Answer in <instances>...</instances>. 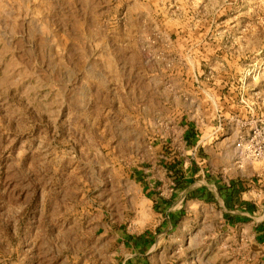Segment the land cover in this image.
<instances>
[{
    "label": "rangeland",
    "instance_id": "obj_1",
    "mask_svg": "<svg viewBox=\"0 0 264 264\" xmlns=\"http://www.w3.org/2000/svg\"><path fill=\"white\" fill-rule=\"evenodd\" d=\"M227 121L264 128V0H0V264H264L262 217L192 192L209 166L264 208L262 158L219 160ZM160 140L218 142L172 229Z\"/></svg>",
    "mask_w": 264,
    "mask_h": 264
},
{
    "label": "crops",
    "instance_id": "obj_2",
    "mask_svg": "<svg viewBox=\"0 0 264 264\" xmlns=\"http://www.w3.org/2000/svg\"><path fill=\"white\" fill-rule=\"evenodd\" d=\"M141 100V99H140ZM205 112V111H204ZM136 115V118L141 117L140 114H143V111L141 109V111H137V112H133ZM212 114V112H211ZM211 117H214V115H210ZM227 124V125H226ZM225 127H224V134L227 135L226 137H224L223 141L220 142V144H222V148L220 151V156L221 158H219V160L221 162H227L230 164V166H232L233 164V160L236 157V148H235V142L238 138V135L241 133L242 128L240 129L237 125H233V122H228L226 123ZM192 125V124H191ZM137 128H141V127H136ZM181 131L187 133L188 131V127L186 124H182L180 126ZM243 131V130H242ZM140 136V135H139ZM138 141H140V138L137 139ZM118 142L115 141V144H117ZM218 142L215 143V145H210L207 147H203V149L199 148L198 149V155L197 158L189 160L188 157H180V154L176 153L175 151L172 153V156H168L166 157L163 154V146L166 145V142H163L162 140L158 141L155 145H154V151L156 152H160L161 155H157L159 156L161 159V161L163 163H166V168H167V173L170 174L171 171L175 168H178L179 170H181L180 175H182L181 180H182V184L181 187L183 188H178L176 185L173 186L174 190H172V193H169L170 196L168 199H166L168 202L167 205H169V207L167 206L165 212H164V223L166 224L168 229H172L174 226V223L176 222V220L178 219V217L176 218L174 216V211L172 210L173 208L171 207L172 205H174V203H176L177 200H183L185 199V201H187L191 195V191H190V186L191 184L196 181L195 179L197 177L200 176V173L203 171V167L205 168V166L208 164V162H210L211 160H214L217 158L218 154H213V152H211V148L213 146H218L217 144ZM168 146V145H167ZM187 147V146H186ZM189 147V146H188ZM184 159L186 161H191L189 162V166L186 167L185 169H180L179 165H183L184 164ZM185 161V162H186ZM203 164V165H202ZM257 168H260L261 171H264V158H262V160L260 161L259 165L256 166ZM256 167H252L254 169V171H256ZM249 169L245 168V170H242L240 173L242 176L245 172H248ZM184 171V173L182 172ZM213 170L211 168H207L206 166V173H205V178L204 181L200 184H198V187L196 189H194V191H192L193 193H195V197L196 199L200 200V199H204L205 200H209V201H213L214 203H221L222 204V209H223V216L224 218H226V220H228L229 222H238L240 220H251L253 216H261V220L258 221L256 228H258V230H260V228H264V208L260 207L255 201H250L247 200L244 195L246 193V191L249 190V184L247 183L246 179L242 178V177H238V178H230L228 180H224L218 173H213ZM140 174H142V168H140V170L138 171ZM251 172V171H250ZM182 173V174H181ZM169 176V175H168ZM174 176V175H173ZM173 176L169 177V179L167 178V180L172 181ZM204 176V175H203ZM174 180V179H173ZM179 180V178L177 179ZM197 181L201 182L200 180L197 179ZM153 182H155V179L153 180ZM175 182V181H174ZM156 184V183H154ZM232 184V185H231ZM231 185V186H230ZM223 186H230L228 189L234 188V187H238V195H237V199L238 202L236 204L233 205L232 208H228L227 205L225 204V201L223 199V194L221 195V193L219 192V188L223 187ZM184 204V203H183ZM180 212V211H179Z\"/></svg>",
    "mask_w": 264,
    "mask_h": 264
},
{
    "label": "built area",
    "instance_id": "obj_3",
    "mask_svg": "<svg viewBox=\"0 0 264 264\" xmlns=\"http://www.w3.org/2000/svg\"><path fill=\"white\" fill-rule=\"evenodd\" d=\"M245 133L238 136L235 142L237 163L255 162L264 156V128L257 124H243Z\"/></svg>",
    "mask_w": 264,
    "mask_h": 264
},
{
    "label": "trees",
    "instance_id": "obj_4",
    "mask_svg": "<svg viewBox=\"0 0 264 264\" xmlns=\"http://www.w3.org/2000/svg\"><path fill=\"white\" fill-rule=\"evenodd\" d=\"M176 173L177 174L180 173V170L176 171ZM176 181H177V179H176ZM230 186H228V187L223 186V187L219 188V192L221 193V195L223 194L222 195L223 199H224L225 204L227 205L228 208H232L233 205L238 202V199H237L238 187H234V188L228 189Z\"/></svg>",
    "mask_w": 264,
    "mask_h": 264
}]
</instances>
